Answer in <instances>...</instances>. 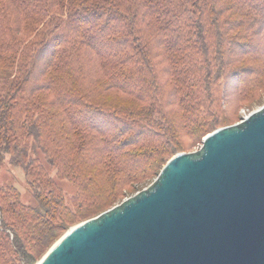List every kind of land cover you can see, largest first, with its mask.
Here are the masks:
<instances>
[{"label": "trees", "instance_id": "obj_1", "mask_svg": "<svg viewBox=\"0 0 264 264\" xmlns=\"http://www.w3.org/2000/svg\"><path fill=\"white\" fill-rule=\"evenodd\" d=\"M262 3L0 0V67L9 73H0V169L8 156L25 168L38 203L25 207L0 186V264H34L71 224L158 174L184 138L194 145L221 129L212 88L224 73L240 82L235 50L260 51L243 31L264 40ZM39 152L84 196L106 179V200L86 195L70 219Z\"/></svg>", "mask_w": 264, "mask_h": 264}, {"label": "water", "instance_id": "obj_2", "mask_svg": "<svg viewBox=\"0 0 264 264\" xmlns=\"http://www.w3.org/2000/svg\"><path fill=\"white\" fill-rule=\"evenodd\" d=\"M54 244L34 264H264V103Z\"/></svg>", "mask_w": 264, "mask_h": 264}, {"label": "rangeland", "instance_id": "obj_3", "mask_svg": "<svg viewBox=\"0 0 264 264\" xmlns=\"http://www.w3.org/2000/svg\"><path fill=\"white\" fill-rule=\"evenodd\" d=\"M259 7L261 9H264V3L260 4ZM235 15L237 16V19L240 16L239 11H237ZM238 22L244 23L245 21L240 19ZM245 25H247V22H245ZM242 28L243 26H241L239 30L236 29L233 32V36H235L237 34V31H240ZM243 32L246 33L245 41H255L256 44H260V51L248 56L243 54V51L241 49L235 50V55L237 57L230 60V67L231 69L239 68V77L241 78L240 82L236 80L235 77L226 76V73H224L221 74L216 84H214L212 88V93L215 97H218V100L216 104H214L209 110L220 114V116L222 117L225 116L224 118H226V123L224 125L222 124L220 127L240 124L253 110H255L262 103H264V40L260 38L256 31H251L248 33V30H246ZM159 61L160 63L158 69L160 75L167 74L166 72H164L166 64L162 61V59H159ZM252 67L255 68L254 72L256 71V69H258V72L252 74L250 70H248ZM200 69L204 71V74H202L203 78V76L206 75V72L204 68ZM0 73L6 75V77L9 74L3 71L1 67ZM212 77L215 78L214 72L212 73ZM106 103L108 102H105L104 104ZM81 136L79 137V140L77 137H75V140L80 142ZM86 140L87 139H85L84 141ZM181 143H184L185 147L180 153H194L196 152L197 147L199 145V143L192 145L185 138L181 141ZM36 159L44 166V169L46 170L47 174L54 180L56 189L63 196L67 209L70 212V219L75 217L77 206L80 205L84 207L86 205V195L89 194V197L86 200L91 199L90 195H92V199H100L101 197L103 198V196L105 195V197L100 201V203L106 200L108 196V194L105 193L108 191L106 185L110 188L112 187L110 186V184L108 185V183H104L106 182V179H103L101 181L99 180L97 183H95L90 189H88V193L84 196L82 195L84 186L75 182L74 179L62 176V174L59 173L56 167L49 165L47 157L42 152L38 153ZM159 173L154 174L147 180L124 188L120 192L121 196L119 198L156 180L158 178ZM31 182L32 180L29 174L27 173L26 169L14 165L11 162L10 156L6 157V160L0 169V186L16 190L20 197V202L23 206L38 207V203L36 202L33 195ZM93 193H96L95 197L93 196ZM99 194L100 196H98ZM14 257L18 258L17 256Z\"/></svg>", "mask_w": 264, "mask_h": 264}]
</instances>
